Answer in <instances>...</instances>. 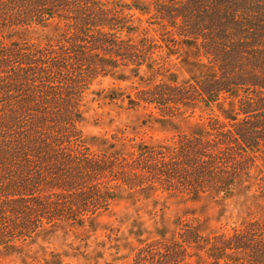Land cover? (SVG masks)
<instances>
[{"label": "trees", "instance_id": "1", "mask_svg": "<svg viewBox=\"0 0 264 264\" xmlns=\"http://www.w3.org/2000/svg\"><path fill=\"white\" fill-rule=\"evenodd\" d=\"M134 16L158 21L161 48L198 52L195 91L205 109L217 107L215 125L227 126L215 145L213 123H206L194 147L180 138L173 149L149 151L141 163L153 178L142 191L172 193L177 186L197 191L194 199L206 191L230 199L246 183L248 159H258L264 172V0H0V256L21 254V246L63 225L92 224L122 198L116 188L95 186L104 168L82 140L80 103L82 86L113 77L116 62L135 72L149 67L137 47L117 40L138 33L140 25L126 26ZM178 94L158 96L184 108ZM155 100L147 103L157 106ZM99 144L113 151L106 139ZM259 191L264 197V183ZM155 229L154 240L167 241L165 228ZM234 237L229 248L250 251V264L264 258L261 237L257 244L248 231Z\"/></svg>", "mask_w": 264, "mask_h": 264}, {"label": "rangeland", "instance_id": "2", "mask_svg": "<svg viewBox=\"0 0 264 264\" xmlns=\"http://www.w3.org/2000/svg\"><path fill=\"white\" fill-rule=\"evenodd\" d=\"M140 18V22L135 16L127 18L131 23L126 26L132 30L140 25L142 31L122 34L117 40L137 47L144 53L143 64L149 67L135 72L134 65L116 62L113 77H97L91 85L82 86L80 103L82 140L91 144L87 153L96 155L104 168L95 177V186L100 192L116 188L114 194L122 198L107 203L92 224L56 228L21 246V254L1 255L0 264H250V251L229 248L234 236L248 231L254 243H259L260 237L264 242V197L259 191L264 172L256 158L248 159L246 183L230 199L210 191L198 193L194 199L197 191L177 186L172 193L142 191L153 178L141 163L149 151L159 146L173 149L175 139L180 138L194 147L206 123H213L215 145L216 137L223 135L227 126L215 125L220 114L217 107L205 109L195 91L194 81L201 77L196 66L198 52L184 45L161 48L158 21ZM140 44L146 47H138ZM169 51L175 56L168 58ZM184 60L194 65L181 63ZM168 79L181 86H171ZM170 89L180 94L176 98L184 108L164 105L171 97H159L158 93ZM153 99L157 106L147 103ZM222 105L227 108L231 101ZM156 108L164 111L159 115ZM102 139L113 151L122 153L121 158L111 159L113 151L100 147ZM101 150L106 152H98ZM162 226L167 241H156L155 228ZM250 226L252 231L245 230ZM259 261L264 264V258Z\"/></svg>", "mask_w": 264, "mask_h": 264}]
</instances>
